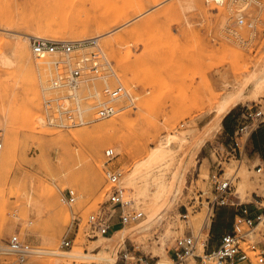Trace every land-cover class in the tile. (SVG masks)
Masks as SVG:
<instances>
[{
    "label": "rangeland",
    "instance_id": "rangeland-1",
    "mask_svg": "<svg viewBox=\"0 0 264 264\" xmlns=\"http://www.w3.org/2000/svg\"><path fill=\"white\" fill-rule=\"evenodd\" d=\"M260 2H252L244 10L245 21L253 22L255 31L246 23L236 28L247 39L244 44L230 32L237 8L232 0L222 5L207 0H0V54L9 52L11 45L21 40L32 56V59L17 58L10 66L0 63V177L7 176L0 201L2 262L16 259L5 249L8 238L18 234L33 249L24 264L47 256L57 257L60 264L135 261L124 258V251L137 257L146 256L153 264H213L204 255L203 234L193 254L183 260L167 261L162 252L166 256L174 240L188 228L195 235L204 222L207 228L211 224L210 217L205 220V198L213 196L208 175L218 157H224L225 149L218 145L221 139L204 144L211 165L197 149L217 128L218 103L228 96L234 98L233 104L264 99V0ZM142 5L143 11L133 13ZM49 6L69 11L75 23L77 19L80 23L87 20L88 33L93 34L87 39L97 38L95 44H75L68 54H35L33 37L20 33V25L40 23L39 15ZM57 17L51 23L43 19L39 28L43 33L41 38L83 40L73 39V32L78 30H67ZM99 18L108 19L109 23L123 21L104 29L97 26ZM173 22L181 24V37L173 36L170 29ZM203 30L205 34L201 33ZM32 33L36 32L29 34ZM140 44L144 48L135 54L132 47ZM93 51L99 52V61L103 57L110 63L108 76L105 80L96 78L81 83L78 92L85 108L84 123L62 127L54 106L46 108L44 104L45 100L63 94L51 87V78L59 70L66 72L67 63L75 67L83 57L90 58ZM91 73L89 69L82 72L85 76ZM106 83L124 85L128 96L111 101L116 113L96 118L95 105L105 100L102 89ZM113 119L117 124L102 138L95 128ZM168 132L185 137L183 142H173L174 165L179 169L181 186L172 189L169 204L155 215L151 227L132 230L123 236L118 233L111 249L104 244V237L111 234L88 238V216L107 198L105 165L122 169L120 183L125 199L130 201L127 208L143 213L140 219L119 229L136 225L144 218L143 202L135 203L132 191L122 179L134 162ZM109 147L117 155L105 163L104 151ZM221 165L223 176L234 175L231 189L235 197L245 200L254 189L264 193V169L248 170L244 163L238 165L232 158ZM68 189L75 193L73 202L67 200ZM201 191L203 204L199 207L196 201L197 207L192 209L191 198H197ZM27 200L36 204L39 213L26 208ZM181 201L188 208L187 222L176 210ZM262 207L259 214L264 213L263 204ZM240 229L245 231L248 227L243 222ZM255 233H264L263 222ZM50 234L56 235V245L46 240ZM249 237L242 243L245 249L259 235ZM63 239L69 240L70 245L63 246ZM97 243L101 245L95 247ZM48 247L59 254L41 252ZM251 259L250 264H258Z\"/></svg>",
    "mask_w": 264,
    "mask_h": 264
},
{
    "label": "built area",
    "instance_id": "built-area-1",
    "mask_svg": "<svg viewBox=\"0 0 264 264\" xmlns=\"http://www.w3.org/2000/svg\"><path fill=\"white\" fill-rule=\"evenodd\" d=\"M209 1L215 3L216 5H222L227 0H207V2ZM232 2L236 4L237 8L235 11L236 19L231 25L230 32L240 43L245 44L247 43V39H244L242 33L236 28L246 23L248 27L255 31L254 23L251 21H245L246 15L244 10L252 2H257L258 4L261 2L260 0H232ZM89 42L91 44H95L96 39L89 41L84 40L81 44L79 43L77 45H84ZM74 45L75 44L71 41L33 37L32 50L37 55L46 52H62L68 54L73 51ZM83 58L84 59L82 61L76 63L75 67H73L71 63H67V71H57L50 81L51 87L62 91L63 94L58 95L55 98L45 100L44 104L46 108L54 106L55 111L61 117L59 119V125L62 127L75 126L84 123L82 112H84L85 108L81 105V97L78 92L80 85L84 81L96 78L105 80L108 76L106 70H110V63L106 59L102 57L103 61H99V52L93 51L90 58ZM85 69H89L92 72L90 76L82 74ZM102 94L105 97V100H99L96 103V118H105L116 113L117 109L113 104H111V101L128 96V91L122 84L110 86L106 83L102 89ZM241 115L243 123L236 133L233 142L227 145L223 142H218V145L225 149V155L224 157H222V155L218 157L219 159L216 161L215 166L210 170L208 175L210 191L213 193V196L205 198V202L207 204L205 220L208 217L211 219L215 206L225 201L226 193L230 192L232 187L234 175L223 176L224 171L221 165L222 161L232 158L237 161L238 165L244 163V158L242 152L240 151V144L242 143L241 138L245 132L247 135L255 126L264 122V107L259 106L254 109L253 106L246 105ZM1 147L2 141L0 139V149ZM104 155L106 157L105 163H108V161L112 160L117 153L114 152L113 148L109 147L105 149ZM262 170L263 168L261 165L256 168V171L258 172ZM104 174L108 183V189L106 192L107 198L96 211H93L88 216V226L86 229V235L88 238L109 234L115 222H118L122 227L130 221L138 220L143 216L141 211L135 209L129 210L127 208L130 201L125 199L124 188L120 183L123 175L122 169L119 167L113 168L112 166L105 165ZM202 194L203 193L201 191L197 198H191L192 202L189 203V206L192 209L197 207V204H195L196 201H198L199 207L203 204V199L201 197ZM67 200L69 202H73L75 200V193L71 189H68ZM109 205L114 207H109ZM210 213L212 214L210 215ZM187 214L188 208L185 207V212L181 214V217L187 218ZM262 217H264V213L258 215L254 220L249 218L239 219L235 225L234 231L223 235L216 248L205 252V257L210 259L213 264H250L252 261L251 257H253L258 264H264V233H255L256 227L260 223H264ZM243 222L247 225L248 230L242 231L240 229ZM205 227L206 223L204 222V225L201 226L200 230L195 235L191 231L183 232L182 235L174 240L171 244L170 250L173 252L177 260H183L193 254L195 245L202 235ZM250 234H258L259 238L256 240L252 239L248 244V249H245L242 243L250 238ZM61 244L63 246H68L70 245V241L63 239ZM32 251V247L26 240L21 238L18 234H12L7 240L5 252L14 254L16 259L11 262H2L0 257V264H24L27 256L30 255ZM123 256L126 259L133 258L136 260L134 253L124 251ZM197 256L201 257V255ZM139 260L141 261L142 257Z\"/></svg>",
    "mask_w": 264,
    "mask_h": 264
},
{
    "label": "bare ground",
    "instance_id": "bare-ground-1",
    "mask_svg": "<svg viewBox=\"0 0 264 264\" xmlns=\"http://www.w3.org/2000/svg\"><path fill=\"white\" fill-rule=\"evenodd\" d=\"M50 6L48 7L49 9L46 10V12L43 15H39L38 19H42V21L44 19L47 23H51L53 22V20H55L57 16H59L60 20L64 23V26H67V30L68 29L70 31L76 30V29L78 30V31L73 32L72 34L73 39L78 40V39L83 38V40L73 41L74 44L76 45L79 43L81 44L82 41L88 38L89 34L93 35L91 33H88L89 25L86 23L87 20L83 23H80L81 20L77 19L78 23H75L74 22L75 18H73V16L71 15L69 11L67 12L64 9H50ZM144 8L145 6L142 5L141 8L137 9V11L133 13H139L141 10L143 11ZM122 21L123 19H118L116 21L110 22L111 23L110 24L108 19L99 18L98 20H96V23H97V26H99V28L103 27L104 29H108L110 26H116L120 24ZM40 23L35 22L34 23L35 25H32L28 22L24 23L23 26L20 25L21 30H22V32L20 33L22 34L24 33L32 37L41 38L43 36V33L39 29L41 27ZM108 23L109 25H107ZM31 31H34L36 33L29 34ZM92 39H95V38H90L89 40H92ZM89 40L87 39L85 41H89ZM17 58L32 59L31 53L29 52L27 46L21 40H18L13 45H11V49L9 52L0 54V63L10 66L14 64ZM233 101H234V98L231 96L223 97L215 109V112L217 113L216 115L220 116L223 113V111ZM115 121L116 120L113 119L111 122L107 124H100L95 128V131L98 133H101L102 138H103L105 135V132H107L109 129L113 128L117 124V123L115 124ZM179 134L180 133H177V132H168L165 135L160 136L157 139V141L154 144H152V146L149 149L146 150L145 154L134 162L131 169L123 176L122 180L124 181L125 186L129 190L132 191L133 193L132 196H133V200L135 201V203H139L140 201L143 202L142 208L145 212V216L140 221V223L136 225H131L129 227H123L115 231L113 236L104 237L105 239L104 244L110 247V249L111 247H113V244H114L113 241L115 240L118 233L121 236H123L124 234L128 232L130 233V231L132 230H136L142 227L143 228L151 227V225H153L152 223L154 221L155 215L161 209H163L169 204V201H170L169 196H170L172 189H174V187L176 186H179L181 183L180 177L178 174L179 169L176 166V164L174 165L176 149H175V146H173V142L175 140H179L180 142L184 141L185 137ZM6 183H7V176H1L0 177V201L3 196ZM25 206L26 208H30L31 210L37 211V213H39L37 210L39 208L36 207V204L32 202V200H27L25 202ZM160 218L161 217H159L158 219ZM46 240H48L50 245L57 244V237L55 234L48 235ZM100 245H101L100 243L99 244L97 243L95 247H99ZM161 249H162V246H161ZM41 252L59 254V252L57 253L55 249H51L49 247L45 250H42ZM79 252H81V249L79 250ZM162 253H163V257L167 261H171L169 258H167V256H165L164 252ZM112 260H116V259L113 257ZM31 264H60V259H58L57 257L47 256L38 261L32 260Z\"/></svg>",
    "mask_w": 264,
    "mask_h": 264
},
{
    "label": "crops",
    "instance_id": "crops-1",
    "mask_svg": "<svg viewBox=\"0 0 264 264\" xmlns=\"http://www.w3.org/2000/svg\"><path fill=\"white\" fill-rule=\"evenodd\" d=\"M181 24L173 22L171 24V32L175 37H181ZM205 34V30L201 31ZM143 45H133L132 49L135 54L142 52ZM199 81L198 78L195 80ZM233 104V103H232ZM229 105L223 113L218 117L217 128L209 138H205L202 143L198 145L197 152L200 153L201 157L207 158L210 165L212 163L211 156L209 157L206 153V148L204 144L206 142H215L217 139L223 140L224 144L232 143L235 139V135L238 132L241 124L243 123L242 111L246 105L253 106L254 109L264 107L263 101H251V102H241L237 101L233 105ZM250 104V105H249ZM212 112V111H211ZM210 112V113H211ZM203 126L200 124V128ZM210 140V141H209ZM240 151L242 152L244 158V165L248 170L254 169L258 166H262L264 169V122L255 126L242 140L240 144ZM197 153V154H198ZM198 156V155H197ZM261 189H254L249 196L247 195L245 200H240L239 197H235V192L231 191L225 196V201L216 205L214 212L211 217V224L209 228L205 227L202 234L205 236L204 248L205 252L211 251L217 247L223 235L231 233L234 231L235 225L239 219H256L259 213L262 211V204L264 205V193H260ZM170 202V201H169ZM185 205L182 201L180 202V208H176L179 214L185 212ZM184 221H188L187 218H183ZM121 226L118 222H115L111 228L109 234L113 236L114 232L117 231ZM186 232L191 231L192 228L185 230ZM108 234V235H109ZM169 257H168V256ZM167 257L171 261H177L173 252L170 248L167 250ZM136 256V255H135ZM142 257V260L139 259ZM149 259L146 256L140 255L136 256L135 261H130V263L125 262V264H149Z\"/></svg>",
    "mask_w": 264,
    "mask_h": 264
}]
</instances>
